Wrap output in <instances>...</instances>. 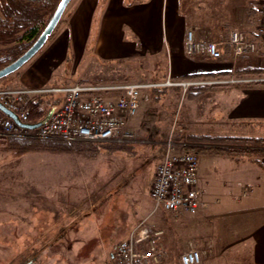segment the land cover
I'll return each mask as SVG.
<instances>
[{
  "label": "crops",
  "instance_id": "1",
  "mask_svg": "<svg viewBox=\"0 0 264 264\" xmlns=\"http://www.w3.org/2000/svg\"><path fill=\"white\" fill-rule=\"evenodd\" d=\"M262 3L263 0H71L52 39L1 84L29 91L34 97L45 94L42 90L53 85L118 80L112 78L118 63L128 66L152 54L156 58L157 52L138 48L141 43L155 46L156 37L162 38L157 44L168 51L173 80L187 74L233 70L231 54L220 60L188 56L187 32L193 31L197 38L219 40L240 29L256 39ZM217 62L232 66L212 65ZM237 62L264 63V46L260 43L258 52L248 53ZM192 98L193 105L205 101L209 112L222 109L231 122H254L264 128V86L217 90ZM136 116L134 122H138ZM204 157L205 163L202 158L198 160L203 189L199 211L188 214L163 210L152 220L163 229L160 264H179L180 255L192 248L202 252L204 264H264V155L255 156L254 161L248 156L216 153H206ZM154 176L155 169L153 179ZM86 190L82 179L66 177L50 184L23 185L16 198L22 206L33 201L34 205L45 203L54 209H68L79 204L77 198ZM150 196L154 201L151 191ZM54 238L51 240H57Z\"/></svg>",
  "mask_w": 264,
  "mask_h": 264
},
{
  "label": "rangeland",
  "instance_id": "2",
  "mask_svg": "<svg viewBox=\"0 0 264 264\" xmlns=\"http://www.w3.org/2000/svg\"><path fill=\"white\" fill-rule=\"evenodd\" d=\"M158 39L162 38L154 39L155 46H138L140 50L157 52L156 58L152 54L128 66L118 63L112 78L130 77L141 82L172 79L168 51L162 50ZM212 65L232 66L218 62ZM237 65L238 62L234 66ZM252 79L234 78L230 82ZM1 82L0 87L4 88ZM174 87L159 85L150 90V99L136 116L138 122L132 120L130 129L134 136L121 144L80 141L25 153L0 150V264H107L118 242L128 238L136 225L142 221L157 225L152 220L163 209L151 199L152 176L170 140L177 149H184L183 135L189 141L193 137L222 135L264 136V128L254 122H231L222 109L209 112L205 101L193 105L192 95L186 93L184 86ZM48 96L52 100L62 98L56 93ZM209 99L217 100V96ZM54 105L58 107L59 102ZM196 153L198 160L202 158L205 163L206 153ZM66 177L82 179L87 187L73 208L54 209L45 203L34 205L33 201L22 206L16 198L23 185L50 184ZM234 186L237 191L236 181ZM54 237L57 240L52 241Z\"/></svg>",
  "mask_w": 264,
  "mask_h": 264
},
{
  "label": "built area",
  "instance_id": "3",
  "mask_svg": "<svg viewBox=\"0 0 264 264\" xmlns=\"http://www.w3.org/2000/svg\"><path fill=\"white\" fill-rule=\"evenodd\" d=\"M260 43L264 46V1L260 9L256 39L248 37L240 29L232 30L228 37L219 40L197 38L193 31H188L185 53L191 57L200 56L211 60H220L231 54L235 65L238 59L246 54L258 52ZM232 79L234 78L220 82L226 83ZM214 82L216 81L112 80L50 86L42 91L45 94H63V101L50 111L48 120L33 128L25 125L37 123L29 117L27 100V97H30L29 91L3 88L0 89V101L16 114L19 122L0 110V135L62 141L123 142L134 136L130 129L132 120L138 113L140 105L150 99L151 89H156L159 85L184 86L187 89L191 85ZM176 145L174 141H169L156 166L151 188L153 200L157 207L166 211L196 214L202 205L203 195L199 181L198 155L194 151L177 149ZM162 237V228L142 221L128 238L118 242L114 257L126 264H160L164 254ZM202 262V252L195 248L180 255L179 264Z\"/></svg>",
  "mask_w": 264,
  "mask_h": 264
},
{
  "label": "trees",
  "instance_id": "4",
  "mask_svg": "<svg viewBox=\"0 0 264 264\" xmlns=\"http://www.w3.org/2000/svg\"><path fill=\"white\" fill-rule=\"evenodd\" d=\"M60 1L61 0H0V69L17 59L34 43L44 30ZM56 29L49 36L48 40L52 39L55 35ZM18 71L19 69L2 78L0 82L10 76H14ZM263 76L264 66L238 64L233 70L187 74L182 76L181 80L190 82L216 81L212 84L191 85L186 89L187 94L192 95L194 98H200L211 91H228L233 88L264 86V80H255ZM231 78H253V80L247 82H220ZM124 80L130 81L132 79L127 77ZM120 81L123 80H113V82ZM4 88H8V86L5 85ZM47 95L49 94L27 97L29 117L32 121L40 122L54 107H56L54 105L55 102H59V105L62 103L63 98L52 100L49 96L47 97ZM182 138L183 141L187 142L184 146L185 150L194 152L199 150L205 153L231 155L234 157L248 156L252 161L255 160V156L264 155V136H212L206 139L203 137H193L191 141L188 140L189 137L187 135H183ZM62 142L80 141L21 138L0 135V150H11L14 153H25L37 149L50 150L54 149L59 144L61 145ZM194 142H199L200 144H192ZM106 144L116 145L121 143L110 141L106 142ZM109 262L126 264L123 261H117L114 256L111 257Z\"/></svg>",
  "mask_w": 264,
  "mask_h": 264
},
{
  "label": "water",
  "instance_id": "5",
  "mask_svg": "<svg viewBox=\"0 0 264 264\" xmlns=\"http://www.w3.org/2000/svg\"><path fill=\"white\" fill-rule=\"evenodd\" d=\"M71 2V0H61L53 13L52 17L48 21L47 25L45 26L42 33L39 35V37L34 41V43L17 59L12 61L7 66L0 69V80L16 70L20 69L25 63H27L47 42L49 36L55 31L57 28L68 4ZM0 110L5 113L6 115L12 117L15 121L19 122L18 117L16 114H14L10 109H8L1 101H0ZM50 115L49 114L40 122L34 123V124H25L28 127H36L46 120H48Z\"/></svg>",
  "mask_w": 264,
  "mask_h": 264
}]
</instances>
